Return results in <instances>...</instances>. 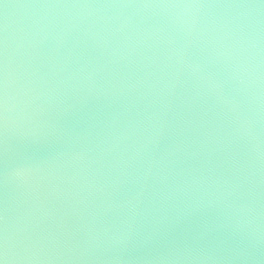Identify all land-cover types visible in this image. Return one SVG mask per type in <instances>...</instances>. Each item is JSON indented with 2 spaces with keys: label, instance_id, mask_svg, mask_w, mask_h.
<instances>
[{
  "label": "water",
  "instance_id": "1",
  "mask_svg": "<svg viewBox=\"0 0 264 264\" xmlns=\"http://www.w3.org/2000/svg\"><path fill=\"white\" fill-rule=\"evenodd\" d=\"M0 264H264V0H0Z\"/></svg>",
  "mask_w": 264,
  "mask_h": 264
}]
</instances>
